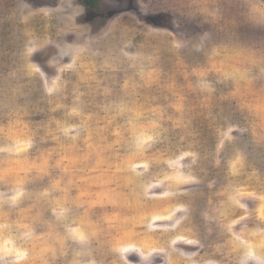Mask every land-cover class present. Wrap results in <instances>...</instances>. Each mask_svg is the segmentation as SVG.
<instances>
[{"label":"rangeland","instance_id":"1","mask_svg":"<svg viewBox=\"0 0 264 264\" xmlns=\"http://www.w3.org/2000/svg\"><path fill=\"white\" fill-rule=\"evenodd\" d=\"M0 0V264H264L263 0Z\"/></svg>","mask_w":264,"mask_h":264},{"label":"trees","instance_id":"2","mask_svg":"<svg viewBox=\"0 0 264 264\" xmlns=\"http://www.w3.org/2000/svg\"><path fill=\"white\" fill-rule=\"evenodd\" d=\"M264 1V0H263ZM85 4L87 5V7H90L91 9H94L96 8V3H95V0H90V1H85Z\"/></svg>","mask_w":264,"mask_h":264}]
</instances>
